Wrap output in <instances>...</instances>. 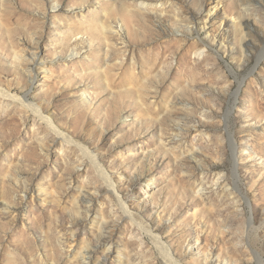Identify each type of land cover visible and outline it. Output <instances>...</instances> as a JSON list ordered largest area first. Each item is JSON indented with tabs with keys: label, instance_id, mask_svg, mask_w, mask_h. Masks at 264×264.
<instances>
[{
	"label": "rangeland",
	"instance_id": "rangeland-1",
	"mask_svg": "<svg viewBox=\"0 0 264 264\" xmlns=\"http://www.w3.org/2000/svg\"><path fill=\"white\" fill-rule=\"evenodd\" d=\"M244 1L251 36L219 16L239 0H0V264H264V0Z\"/></svg>",
	"mask_w": 264,
	"mask_h": 264
},
{
	"label": "bare ground",
	"instance_id": "bare-ground-1",
	"mask_svg": "<svg viewBox=\"0 0 264 264\" xmlns=\"http://www.w3.org/2000/svg\"><path fill=\"white\" fill-rule=\"evenodd\" d=\"M247 1H244V0H239V3H238V7L240 8V14L238 15V20L237 21H235V20H233V16L232 15H229L230 16V19L228 20L227 19V15L226 14H223V15H219V16H221V18L224 20V22L226 23V25H227V27L229 28V29H231L232 31H238L239 33L241 32H243V31H245V33H246V35L248 36V35H250L251 36V34H250V29H251V27H252V22L243 14L244 12H246V11H249L250 10V8H251V5H249L248 3H246ZM212 2H211V0H209V2L206 4V6H205V9H204V11L208 14L209 12H210V10L212 9V8H214L215 6H212V4H211ZM216 11H213L212 10V14H214ZM149 17V16H148ZM110 29H112V28H110ZM243 42H244V40H243ZM244 49V48H243ZM18 54V53H17ZM22 54V53H21ZM19 55V54H18ZM18 55H16V56H18ZM32 57H34L35 55L34 54H30ZM200 56L201 55H203V52L201 53V54H199ZM24 56V55H23ZM23 56H21L20 55V57H21V59H22V57ZM5 95V93L3 92V90H0V96H4ZM10 96V95H9ZM30 107H34L33 105L32 106H30ZM27 108V107H26ZM34 110V109H33ZM36 113V115L37 116H39V118L40 119H42L44 122H45V125L47 126V128H49L50 130H52V131H54L56 134H58V135H62L61 134V132L59 133L58 131V129H56L55 127H54V124H53V122H51V120H48V118L46 119V117L45 116H41L42 114H41V111L39 110V109H37L36 111H35ZM169 115H171V116H174V117H176L178 114L175 112V111H172V112H169ZM41 117H45V118H41ZM88 127L90 128V130H96L95 128H94V126H93V124H88ZM65 135V134H64ZM63 138L62 139H60V140H62V143H65V144H68V145H72L71 143V138H68V136H62ZM43 142H44V144L45 145H47V143H48V141L47 140H43ZM77 143V142H76ZM87 147V146H86ZM81 148V147H80ZM82 151H83V153H84V156H85V158L91 163V165H93L94 167H95V169L99 172V174L102 176V178L104 179V181H105V183H106V185L108 186V188L110 189V191H111V193H113V194H115V188H114V185H113V183L110 181V179H108V177H107V175L105 174V172L103 171V169L101 168V164H99V161L95 158V157H92V156H90L88 153H87V151L85 150V149H83L82 148ZM191 154L194 156V157H196V158H198V157H200V156H198L197 154H196V150H194V149H192L191 151ZM79 159V158H78ZM199 159V158H198ZM202 160V159H201ZM88 197V201H86V204L87 203H93L94 202V199L92 198V197H90V196H87ZM91 205V204H90ZM87 206H88V204H87ZM74 207H78V206H76V205H74ZM79 208V207H78ZM122 209H123V211H124V213H127L128 211H127V207H126V205L125 204H122V207H121ZM75 209V208H74ZM78 212V211H77ZM128 217H130V215L128 216ZM135 218V217H134ZM135 222V221H134ZM97 223V222H96ZM98 224H99V227H102V229L104 230V231H106L107 229H108V227H109V223L108 222H106V221H99L98 220ZM98 228V227H97ZM142 228V227H141ZM143 230V229H142ZM101 231V230H100ZM103 232V231H102ZM101 232V233H102ZM100 233V234H101ZM105 233V232H104ZM151 233H152V231L150 230V229H148L147 230V234L149 235V236H151ZM106 234V233H105ZM109 235H110V237L112 236V232H110V233H108ZM107 235V234H106ZM108 235V236H109ZM73 236V235H72ZM102 237H104V236H102ZM153 239H155L154 241H156V242H158V243H162L161 242V239L158 237V236H151ZM108 238V237H107ZM104 240H102V242H104L105 243V241H107V240H109V239H106L105 237L103 238ZM111 239V238H110ZM159 244V245H160ZM163 244V243H162ZM87 246H88V244H87ZM163 248H164V251H165V253L164 254H166V258H167V260H169V259H171V261H173V262H175L174 260H173V258H172V253H171V251L166 247H164L163 246ZM86 249V248H85ZM106 250L105 251H110V253L112 252V247L111 246H108V247H106L105 248ZM88 249H86L85 250V255L86 254H89L90 253V251H87ZM163 251V252H164ZM168 257H169V259H168ZM108 258H109V256H108ZM206 258V257H205ZM88 259V258H87ZM170 261V260H169ZM172 262V263H173ZM86 264H88V263H86ZM99 264V263H98ZM101 264V263H100ZM103 264V263H102ZM176 264V263H175Z\"/></svg>",
	"mask_w": 264,
	"mask_h": 264
}]
</instances>
